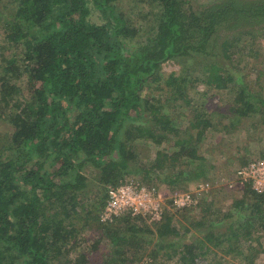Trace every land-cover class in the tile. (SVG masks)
Returning <instances> with one entry per match:
<instances>
[{
    "label": "trees",
    "instance_id": "obj_1",
    "mask_svg": "<svg viewBox=\"0 0 264 264\" xmlns=\"http://www.w3.org/2000/svg\"><path fill=\"white\" fill-rule=\"evenodd\" d=\"M127 1L148 7L150 29V21L131 19L123 9ZM7 2L6 10L0 7V264H94L83 252L82 233L91 225L103 235L91 251L98 264H122L157 240L150 255L168 248L165 255L176 264H235L229 257L256 264L264 254L260 239L257 246L247 244L249 255L243 254L246 244H238L251 239L255 226L264 229V194L250 185L243 187L249 203L242 204L251 212L245 225L228 228L230 236L208 231L174 244L178 231L170 218L150 228L128 214L100 219L109 187L127 176L150 186L173 185L183 181L176 169L183 158L198 161L199 177H205L201 146L208 131L221 125L216 112L205 111L206 95L193 104L190 85L232 98L219 111L229 125L246 128L259 115L264 127V72L257 63L264 0L208 6L190 0ZM246 54L249 65L238 69ZM168 62L181 72L163 77ZM244 69H254L255 82ZM167 93L193 107L185 131L164 113ZM151 144L157 147L153 159ZM91 182L100 189L94 191ZM84 198L92 204L83 205ZM211 206L201 212L211 214ZM167 236H174L172 244H163ZM104 242L108 247L101 250Z\"/></svg>",
    "mask_w": 264,
    "mask_h": 264
},
{
    "label": "rangeland",
    "instance_id": "obj_2",
    "mask_svg": "<svg viewBox=\"0 0 264 264\" xmlns=\"http://www.w3.org/2000/svg\"><path fill=\"white\" fill-rule=\"evenodd\" d=\"M3 1L4 2L0 4L2 10L6 8L5 5L7 6V1L9 0ZM190 1H192L194 6H208L218 0ZM134 7H136V3L134 1H127L125 2L123 9L125 8L131 13V19L136 23L139 22L140 24H147V22L150 21L146 26V29H150L153 16L145 15L149 11L148 7H136L137 9L135 11L133 10ZM139 9L142 10V15H138ZM257 44L261 58L257 63L261 65L259 68L264 72V63L260 64L262 61H264V35L261 39H258ZM236 51L237 50H235V52ZM245 59L247 60V63L245 62ZM241 62V66H237L238 69H242V67L245 65H249L250 58L247 54L243 57ZM181 70L182 68L179 64L175 62H168L163 66V77H168L172 73H180ZM243 73L253 82L256 81L258 76V74L254 72V69L251 74L248 73V69H244ZM188 88L190 90L189 94H191V98L193 99V104H196L198 101H200L202 95L207 96V98L204 100L207 102L208 106L206 107L205 111H207L209 115H212V112H216V117L218 119L217 121L221 125V130L218 131L217 129H210L205 136L204 142L202 143L200 153L205 158V162L203 163L205 177H199L202 174L199 171L200 163L198 165V161L182 158L181 162L177 164L176 169L177 172L181 173L179 176H182L183 181L175 182L173 185L167 182H155L156 187L159 189L160 198L165 204L166 211L164 218H170L171 227L178 231L176 238L173 239L174 244H186L194 241L196 237L200 236L199 233L201 232L213 231L217 236H220L224 233L225 235L228 234V236H230L231 234L229 233L231 231H229L228 228L234 227L233 229L235 230L239 227V225H245L244 219L246 216H249L251 209H247V204L243 205L242 202L249 203V198L245 196L246 192L242 186L236 185L234 187H230V183L235 181L234 173L240 166L243 165L244 161L249 163L253 159H258L264 156V127H261L262 123L260 124V119L262 118L259 115H257V118H253L246 128H239L237 122H233L229 125V123H227L224 119L220 118V115L222 114L219 112L225 111L232 103V98H228L226 92L207 90V88L201 83L190 85ZM167 90L169 92L170 88L167 87ZM171 98V93L164 95V113H170L173 115V118L178 120L180 125L179 128H182L181 131H185V129L189 128V121L191 120L192 112L191 108L193 107H188L185 103L177 102ZM203 106L205 109V105ZM215 109L218 111H215ZM5 128H9L8 125H5L4 129L2 130L3 135ZM151 145L154 146L153 144ZM160 147L167 149V145H162ZM175 147L176 146H174V150ZM147 148L150 150L149 155H152L153 159L155 157L157 147L150 146ZM190 174H192V178L195 177L197 179L189 180L188 178L190 177ZM137 178L138 177L135 176H127L125 179H133L142 182L140 178ZM201 184L203 185V188H200ZM89 186L92 189L94 188V191H96L95 189H100L99 186L94 182H91ZM178 192H191L196 194L199 198L200 204L198 207L177 210L173 206L172 196ZM94 194L95 193H93V196L91 195L92 198H94ZM87 202L88 200L84 198L82 204H92L91 201H89V203ZM211 204V214H205L204 211L201 212L202 209ZM197 223H200V225H197ZM140 226H143L144 228L153 227L152 225L149 226V224L144 222L139 223V227ZM212 227L214 229H212ZM258 230L259 232H256ZM252 232L253 235L251 239H245L244 241L241 240V243L239 242L238 244H246V246L247 244H253V246H257V239H260V242L264 244V229L262 230L258 226H255ZM82 236L85 241V250L83 251L84 254L88 256L90 262L98 264L97 262L100 261L99 256H96L95 253L92 254L91 251L95 250L93 247L94 243L103 236L102 232L98 231L94 225H91L88 229L83 231ZM172 237L174 236L165 237L163 239V244H168V242L172 244ZM153 243H160V240H157ZM235 243L237 244V242ZM154 244L146 246L145 251H141L142 254L139 253V255H135L133 258L132 254L128 255L126 261L122 264H176L177 261L175 258L171 259V257H167L165 255V252L168 248L166 251H162V253L158 256L152 257L150 254L153 253L156 248ZM248 246L247 248H243L244 255H249V252L247 251L249 248ZM107 247V242H104L101 250ZM107 254L108 257L106 259H112L110 252ZM230 258L231 257L228 259L229 263L236 262L235 264H240L237 259L230 261ZM256 264H264L263 253H261L258 258H256Z\"/></svg>",
    "mask_w": 264,
    "mask_h": 264
},
{
    "label": "built area",
    "instance_id": "obj_3",
    "mask_svg": "<svg viewBox=\"0 0 264 264\" xmlns=\"http://www.w3.org/2000/svg\"><path fill=\"white\" fill-rule=\"evenodd\" d=\"M235 181L230 187L250 185L256 194H264V157L253 159L246 166L239 167L234 173ZM203 188V185H200ZM173 206L177 210L198 207L200 204L196 194L178 192L172 196ZM165 204L160 198L156 185H146L136 180H125L115 187H109L108 200L101 214L102 222H112L123 216L131 215L142 222L153 225L163 221Z\"/></svg>",
    "mask_w": 264,
    "mask_h": 264
}]
</instances>
